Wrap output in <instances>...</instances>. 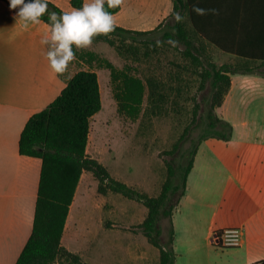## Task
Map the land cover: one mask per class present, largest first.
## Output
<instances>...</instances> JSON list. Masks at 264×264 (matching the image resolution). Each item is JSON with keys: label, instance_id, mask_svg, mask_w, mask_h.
I'll return each mask as SVG.
<instances>
[{"label": "crops", "instance_id": "1", "mask_svg": "<svg viewBox=\"0 0 264 264\" xmlns=\"http://www.w3.org/2000/svg\"><path fill=\"white\" fill-rule=\"evenodd\" d=\"M47 1L63 11L73 9L71 0ZM168 2L160 0L164 7L153 8L149 15L161 14ZM191 3L200 33L196 37L213 52L218 66L249 62L256 67L264 60V0ZM128 4L122 6L131 12ZM194 8L205 13L197 14ZM18 11L0 0V264H16L34 224L42 160L20 153L21 133L78 71L86 70L78 68L85 63L76 55L67 72L55 74L44 55L47 45L40 43L48 24L42 21L26 29ZM119 13L114 15L116 25L137 31H143L142 24L149 18L123 19ZM92 71L99 78V70ZM229 78L216 115L232 126V135L227 141L208 138L197 150L186 192L172 217L175 264H264V76L237 72ZM144 207L140 214L126 217L127 228L107 233L111 236L108 247L97 248L105 239L95 236L92 228H82L81 237L94 249L102 248L94 264H160L159 249L139 229H131L145 220L148 210ZM69 217L70 213L62 238L68 250ZM225 228L242 230L239 247L222 249L211 244L212 236Z\"/></svg>", "mask_w": 264, "mask_h": 264}, {"label": "trees", "instance_id": "2", "mask_svg": "<svg viewBox=\"0 0 264 264\" xmlns=\"http://www.w3.org/2000/svg\"><path fill=\"white\" fill-rule=\"evenodd\" d=\"M2 1L10 7V0ZM191 1L173 0L170 16L174 21L170 30L162 35H157L161 25L149 31L131 30L116 25L115 31L109 36H97L93 43H105L122 50L129 42L127 50H131L135 48L133 45L142 42L151 43L155 47L166 40L178 41L186 47V56L198 62L201 49L185 24V18L188 16L194 36L200 34L192 15ZM27 2L29 0H25V3ZM47 3L50 11L64 12L52 2ZM83 3L84 0H71L73 8H80ZM105 8L114 15L121 11V7L107 9L105 5ZM177 13L182 17L179 22L175 19ZM41 20L47 23L48 17L44 16ZM143 37L147 39L143 41ZM74 51L90 67L97 64L100 68L110 71L118 114L136 120L141 114L146 92L143 79L125 68L118 69L96 52L78 54L75 49ZM134 51L138 52V49ZM244 64L246 67L239 68L232 65L217 66L208 62L209 68L204 76L211 78L213 102L207 116L205 133L180 154L178 161L166 163L167 178L160 194L155 197L115 179L101 162L87 154L91 121L102 109V96L98 74L92 70L78 71L54 102L28 120L21 133L20 153L41 159L42 168L33 230L16 264H57L61 259H66L69 264H88L62 244L70 209L84 172L92 173L98 181L97 191L100 195L105 196L110 192L120 194L129 200L142 203L147 208L148 214L138 228L150 244L159 249L160 264H175L172 217L186 192L187 179L192 171L197 150L208 138L227 141L232 135V126L219 119L214 110L221 105L230 86L229 74L243 72L264 76V60L256 67H250L249 62ZM179 146L177 144L174 150L168 151L167 154L172 155L175 150H179ZM163 219H167L170 225L169 240L165 244L162 243Z\"/></svg>", "mask_w": 264, "mask_h": 264}, {"label": "rangeland", "instance_id": "3", "mask_svg": "<svg viewBox=\"0 0 264 264\" xmlns=\"http://www.w3.org/2000/svg\"><path fill=\"white\" fill-rule=\"evenodd\" d=\"M127 3L131 6V12L128 7L122 6L119 17L123 19H129L130 16L143 17L151 14L153 8L161 10L164 7L160 0H145L143 3L140 0H125L123 5ZM172 9L173 0H169L161 14L156 17L149 15L148 20L142 24L143 31L153 30L159 25L161 30L157 35L170 30L174 21L170 16ZM185 24L201 49L198 62L186 56L183 44L174 41L173 45L170 40L155 47L147 42L133 45L138 52L134 49L127 50L129 42L122 50L105 43H93L90 48L81 50L74 48L78 54L96 51L118 69L125 68L145 82L146 92L141 114L136 120H131L117 112L110 71L97 64L90 67L86 62L78 66L86 70H99L102 90V109L91 121L87 154L101 162L115 179L148 195L161 192L167 178L166 163L178 161L180 154L205 133L207 116L212 107L211 78L204 75L209 68L208 62L215 63V57L194 36L188 16ZM146 39L143 37V41ZM237 67L246 65L239 63ZM214 110L216 113V107ZM177 144L180 145L179 150H175L172 155L167 154ZM97 188L98 181L93 174L84 172L71 207L66 231L71 243L69 251L82 257L88 264H94L100 258L102 248L96 250L88 244L87 238L81 237L82 228L85 231L92 228L95 236L100 234L98 238L105 239L99 242V247L96 245L97 248L103 245L108 247L106 241L110 243L111 236L108 237L107 233L127 228L126 217L140 214L143 206L142 203L120 194L110 192L105 196L100 195ZM144 209L146 210L145 207ZM161 227L162 243L165 244L169 239L170 227L167 219L162 220ZM131 229L135 231L139 228L134 226ZM78 231L79 239L76 237ZM57 264L69 263L66 259H61Z\"/></svg>", "mask_w": 264, "mask_h": 264}, {"label": "clouds", "instance_id": "4", "mask_svg": "<svg viewBox=\"0 0 264 264\" xmlns=\"http://www.w3.org/2000/svg\"><path fill=\"white\" fill-rule=\"evenodd\" d=\"M125 0H86L80 8L58 13L50 11L47 0H10V9H17V17L24 28L30 24L42 23L41 18L48 17V31L41 38L40 43L47 45L44 53L51 70L57 75L67 72L69 64L76 59V50L90 48L97 36H109L116 28L114 14L107 9H117ZM197 14H204L205 10L194 8ZM175 19L179 22V13ZM173 45L174 41H170Z\"/></svg>", "mask_w": 264, "mask_h": 264}, {"label": "built area", "instance_id": "5", "mask_svg": "<svg viewBox=\"0 0 264 264\" xmlns=\"http://www.w3.org/2000/svg\"><path fill=\"white\" fill-rule=\"evenodd\" d=\"M211 244L217 248H235L242 244L240 228H225L216 232L211 238Z\"/></svg>", "mask_w": 264, "mask_h": 264}]
</instances>
